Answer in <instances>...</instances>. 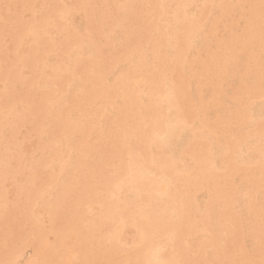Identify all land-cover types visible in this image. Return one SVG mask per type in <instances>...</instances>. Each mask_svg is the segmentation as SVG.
Returning <instances> with one entry per match:
<instances>
[{"label": "bare ground", "instance_id": "6f19581e", "mask_svg": "<svg viewBox=\"0 0 264 264\" xmlns=\"http://www.w3.org/2000/svg\"><path fill=\"white\" fill-rule=\"evenodd\" d=\"M0 264H264V0H0Z\"/></svg>", "mask_w": 264, "mask_h": 264}]
</instances>
